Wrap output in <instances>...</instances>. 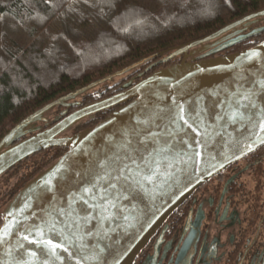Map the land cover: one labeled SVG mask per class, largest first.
Segmentation results:
<instances>
[{"label": "water", "instance_id": "1", "mask_svg": "<svg viewBox=\"0 0 264 264\" xmlns=\"http://www.w3.org/2000/svg\"><path fill=\"white\" fill-rule=\"evenodd\" d=\"M263 17L261 8L141 58L12 126L0 139V177L46 149L66 151L0 211V264H132L195 188L264 145V38L215 55L263 33ZM182 54L181 62L125 82L118 93L80 100L146 61ZM57 106L64 109L51 119ZM71 106L77 108L68 113ZM109 108L96 124L71 132Z\"/></svg>", "mask_w": 264, "mask_h": 264}, {"label": "trees", "instance_id": "2", "mask_svg": "<svg viewBox=\"0 0 264 264\" xmlns=\"http://www.w3.org/2000/svg\"><path fill=\"white\" fill-rule=\"evenodd\" d=\"M261 8L264 0H0V139L51 100ZM258 25H264V17ZM263 38L264 32L215 55L243 50ZM183 57L157 65L153 64L160 58L146 61L90 89L80 100L87 104L118 93L125 82L136 83ZM60 110L57 106L51 113ZM111 111L94 113L82 127L96 124ZM65 151L46 149L1 176L0 183L17 179L7 194L0 195V211L30 178Z\"/></svg>", "mask_w": 264, "mask_h": 264}, {"label": "flooded vegetation", "instance_id": "3", "mask_svg": "<svg viewBox=\"0 0 264 264\" xmlns=\"http://www.w3.org/2000/svg\"><path fill=\"white\" fill-rule=\"evenodd\" d=\"M132 264H264V145L195 188Z\"/></svg>", "mask_w": 264, "mask_h": 264}, {"label": "rangeland", "instance_id": "4", "mask_svg": "<svg viewBox=\"0 0 264 264\" xmlns=\"http://www.w3.org/2000/svg\"><path fill=\"white\" fill-rule=\"evenodd\" d=\"M53 115V114H52ZM56 115V114H55ZM51 117V115H50ZM52 118V117H51ZM17 177L15 176L12 180L10 181H3L2 183H0V195H4V194H7L11 187H13V185L15 184V181H16Z\"/></svg>", "mask_w": 264, "mask_h": 264}, {"label": "snow or ice", "instance_id": "5", "mask_svg": "<svg viewBox=\"0 0 264 264\" xmlns=\"http://www.w3.org/2000/svg\"><path fill=\"white\" fill-rule=\"evenodd\" d=\"M245 99H247V97H245ZM236 118V114L233 115V119ZM54 247H58V245H54Z\"/></svg>", "mask_w": 264, "mask_h": 264}]
</instances>
